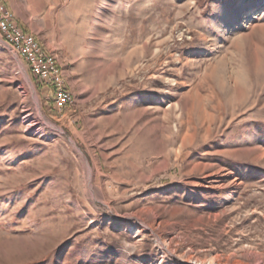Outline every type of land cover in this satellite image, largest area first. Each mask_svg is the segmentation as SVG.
I'll list each match as a JSON object with an SVG mask.
<instances>
[{
	"label": "rangeland",
	"instance_id": "374dc122",
	"mask_svg": "<svg viewBox=\"0 0 264 264\" xmlns=\"http://www.w3.org/2000/svg\"><path fill=\"white\" fill-rule=\"evenodd\" d=\"M61 9L60 112L0 36V264H264V0Z\"/></svg>",
	"mask_w": 264,
	"mask_h": 264
},
{
	"label": "built area",
	"instance_id": "2783aa9c",
	"mask_svg": "<svg viewBox=\"0 0 264 264\" xmlns=\"http://www.w3.org/2000/svg\"><path fill=\"white\" fill-rule=\"evenodd\" d=\"M0 36L6 44L12 48H20L24 52V58H30V72L36 79L52 90H57V98H54V105L57 111H61L69 104L68 96L65 93V85L56 80V68L50 65L47 55H43L37 49V45L30 41L27 32L23 31L18 24H15L11 17L7 16V9L0 3Z\"/></svg>",
	"mask_w": 264,
	"mask_h": 264
},
{
	"label": "crops",
	"instance_id": "0c3cea01",
	"mask_svg": "<svg viewBox=\"0 0 264 264\" xmlns=\"http://www.w3.org/2000/svg\"><path fill=\"white\" fill-rule=\"evenodd\" d=\"M15 15V21L23 31L37 37L40 32L38 17L48 23L51 16L59 14L68 0H2ZM46 47L45 45H43Z\"/></svg>",
	"mask_w": 264,
	"mask_h": 264
},
{
	"label": "bare ground",
	"instance_id": "6f19581e",
	"mask_svg": "<svg viewBox=\"0 0 264 264\" xmlns=\"http://www.w3.org/2000/svg\"><path fill=\"white\" fill-rule=\"evenodd\" d=\"M0 3H1V5L3 4V1L2 0H0ZM4 5V4H3ZM4 7H5V5H4ZM6 9H7V7H6ZM256 13V12H255ZM254 12H247V13H245V18H247V19H250V18H254V14H255ZM7 16H9V17H11V20H13V22L15 23V24H17L15 21H14V16H13V14L11 13V11L10 10H8L7 9ZM27 36H28V38L30 39V41L31 42H33V43H35L36 45H37V49L39 50V51H41L42 52V54L43 55H47L48 56V59H49V63H50V65H53L54 66V61H53V53L52 52H48V51H46L45 50V48H43L41 45H40V43H38V41L36 40L37 38H35V36H32V35H30L29 33H27ZM10 48V47H9ZM12 52H15L16 54H19L20 56H22L23 58H24V52H21V50H20V48L18 47V48H12ZM24 60L26 61V63H27V65L30 67V58H24ZM55 68H56V66H55ZM56 80L57 81H59V82H61V85H65V93H66V96H68V101H69V103H71V101H72V96L73 95H71V93H70V91L67 89V86H66V83H65V81H63L62 79H61V77H60V75L58 74V70H57V68H56ZM52 96H54V98H57L58 96H57V90H52ZM200 264V263H199ZM201 264H226V263H222V262H219V261H217V259H216V257H209V259H206L204 262H202Z\"/></svg>",
	"mask_w": 264,
	"mask_h": 264
}]
</instances>
